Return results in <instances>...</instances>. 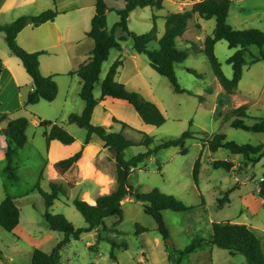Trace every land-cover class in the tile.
I'll list each match as a JSON object with an SVG mask.
<instances>
[{
    "label": "rangeland",
    "instance_id": "374dc122",
    "mask_svg": "<svg viewBox=\"0 0 264 264\" xmlns=\"http://www.w3.org/2000/svg\"><path fill=\"white\" fill-rule=\"evenodd\" d=\"M179 4H182L179 0H164L163 7L159 10L150 7L136 8L129 14L128 29L138 34L145 33L153 27L152 16H155V27L160 37L164 31V16L182 11ZM195 17H198L201 29ZM235 17L229 13L227 18V22L234 28H258L264 31V22L257 23L249 18L244 21L242 17L235 20ZM117 20L116 12L108 10L107 28L110 29ZM241 22L247 24H240ZM188 24L186 35L176 39L178 48L190 46L185 40L193 41L201 48L205 36L212 34L215 19L205 20L194 15ZM147 47L157 49L158 44L155 41L150 42ZM235 50L229 48L225 40L217 41L214 46V53L228 78L232 76V68L227 58ZM260 53L264 54V45L261 48L249 46V52L245 56L247 64L233 93H226L222 89L204 54L199 51L194 53L188 49V57L174 65L178 84L186 92H176L166 77L153 70L146 55L134 50L130 37L121 42L120 51L111 49L108 58L102 63L99 80L93 90L97 99L101 96L100 84L109 67L114 60L119 59L122 64L117 73L122 70L129 72V76L136 73L132 80L126 81L127 85L154 102L165 118L159 126L150 125L124 100L111 97H105V102L99 100L91 121L110 131H121L135 143L124 151L125 158L152 149L164 140L179 137L186 130L193 133V137L186 139L184 143L186 154L181 153L179 146L160 148L152 152L129 176V184L139 193H150L153 189H158L164 194L173 195L186 205L194 206L186 211H162L164 223L169 231L167 239H163L157 231L155 220L144 213L142 203L128 196V199L122 202L121 219L117 216L107 217L104 219V225L82 232L78 239H71L68 244L57 249V244L63 239V233L48 228L43 216L46 211L44 200L35 186L39 182L43 191H50L48 176L49 173L52 174V169L48 168V163L66 158L79 150L86 136L85 129L67 122L70 113H80L84 107V102L78 95L79 79L75 75H72V78L69 74L59 75L57 81L60 82V93L56 99L51 102L39 101L14 114L28 119L26 143L13 157L17 180L8 178L3 171L8 138L5 132L0 133V203L6 196L14 197L20 210L19 223L13 231L8 232L0 227V264H30L35 249L54 251L56 264H246L244 255H231L227 250L207 244L211 238L213 221L228 219L245 222L264 230V197L257 191L264 160L253 167L238 169L242 166L240 156L232 155L225 149L211 152L202 146L201 139L223 133L227 140L239 144L257 145L264 142V133L233 128L230 126L233 117L226 120L229 112L241 104L247 106V116L244 117L246 123L252 124L257 119L264 118V61L249 63L251 55L259 57ZM132 54H135L136 58H133ZM188 68L195 70L198 75L187 71ZM112 117L126 122L128 127L122 128L120 123L111 120ZM39 118L62 125L74 136L75 141L63 144L52 140L47 144L43 136L44 128L38 125ZM143 133L153 140L148 147L138 143ZM96 142L94 140L90 147H96ZM197 158H200V172L199 182L195 184L192 168ZM213 160H231L235 167L230 171L221 167L214 168ZM66 171L59 172L54 167L58 178ZM79 173L74 170L71 174L67 172L63 175L68 182L55 181L61 184L63 195L60 194L59 199L55 200L48 210L51 214H63L75 228H84L87 224L73 206L72 200L82 198L83 193L94 194L96 190L87 182H76L74 185L78 176H81ZM233 185L234 188L240 186L228 194L230 202L218 206V199ZM139 226L145 227L146 230L139 231ZM258 234L264 252V233ZM155 237L160 239L159 244L155 243ZM109 238L115 241L116 246L112 247ZM197 238L203 240L200 247L206 246L203 251L200 250L198 255H194L200 248L198 247L177 260L176 251L188 246ZM121 243L126 246L123 247ZM111 252L114 258L110 255ZM156 254L158 257L152 256Z\"/></svg>",
    "mask_w": 264,
    "mask_h": 264
},
{
    "label": "trees",
    "instance_id": "16d2710c",
    "mask_svg": "<svg viewBox=\"0 0 264 264\" xmlns=\"http://www.w3.org/2000/svg\"><path fill=\"white\" fill-rule=\"evenodd\" d=\"M122 7H114L108 4L107 0L94 1V14L90 21V28L86 35L93 41V47L84 62H82L74 71L68 74H74L79 79L78 95L84 102V107L80 113H70L67 116V122L75 124L86 130L84 144L88 143L91 135H96L102 142V146L109 150H114L116 155L115 172L116 187L107 194L99 195L95 199V204H89L81 198L72 200L73 206L84 218L87 226L84 228H75L63 214H51L49 208L59 195H63L60 183L49 182L50 191H43L39 182L35 188L39 191L44 200L46 211L44 213L45 222L50 230L60 231L63 233V239L57 244V249L68 244L71 239H78L82 232H88L104 225V219L111 216L122 217V202L132 196L136 201L143 205L144 213L150 215L156 222L157 231L167 239L169 231L164 223L162 211L170 209L172 211H186L194 208L192 205H186L173 195L164 194L158 189H153L150 193H139L132 185L129 184L130 173L150 156L152 152L160 148L176 147L181 148V153L186 154L187 149L184 147L186 139L193 137L190 130L184 131L179 137L171 138L160 142L157 146L147 151L139 152L130 158L124 157V151L133 146L135 143L126 138L121 131H110L102 125L93 124L92 114L99 100L105 97L121 99L130 104L138 116L147 124L159 126L164 121V115L159 107L152 101L146 99L138 91L129 90L125 85L116 80L118 67L122 64L121 60L116 59L109 67L104 79L100 84L101 96L97 99L94 94V86L99 80L102 63L108 58L110 50L115 48L121 50V42L130 37L133 42V48L137 53L145 54L148 58L150 67L158 74L166 77L176 92H186L182 89L177 81L174 65L183 62L188 57V49L195 52H202L211 68L214 77L218 80L222 89L226 93H233L242 77L244 66L247 64L246 54L249 52V46L255 45L261 48L264 45V31L258 28H234L227 22L230 0H198L194 1L188 9L171 12L164 16V31L160 37L157 35L155 27V16H152L153 27L145 33H135L130 31L127 26L128 17L132 10L136 8L150 7L159 10L163 7L164 0H121ZM113 10L118 15V20L108 29L106 25V13ZM59 14L54 9H47L37 15H22L9 24L0 25V31L4 34V40L9 51L18 57L32 79V88L28 91L24 105H33L39 101H53L58 93V86L54 80V75L44 76L40 71L39 56L46 53L45 51L28 52L16 42L17 34L27 25L38 26L47 21H53ZM198 15L200 18L208 20L215 19V26L212 34L206 35L202 47L196 46L195 42L185 40L190 44L186 48H178L176 39L181 38L187 27L189 20ZM119 29L122 33L116 36L115 32ZM225 40L229 48L236 50L227 58L231 65L232 76L226 77L221 69V63L214 53V46L217 41ZM158 44L157 49H148L150 42ZM258 61H264V54L260 53L259 57L251 55L249 63L253 64ZM187 71L197 72L188 68ZM202 101L203 98L199 97ZM247 106L241 104L233 108L226 116L230 120V126L237 129L264 133V118H259L252 124L245 122L247 116ZM113 122L120 123L122 128L128 127L126 122L112 117ZM39 127H43V136L47 144L52 140H57L63 144H71L75 141L62 125L50 120L40 119ZM28 119L24 116L11 117L9 114L0 113V132L2 128H7L5 133L8 138L5 150L6 164L3 171L8 178L17 180L15 167L13 166V157L17 154L27 140L26 128ZM152 138L143 133L139 144L146 147L152 142ZM202 146L214 152L218 149H225L232 155L241 157V164L238 169L253 167L264 157V143L257 145L239 144L232 140H227L225 134L216 133L209 138H202ZM82 147L66 158L60 159L54 163V167L59 172L68 170L81 156ZM200 158H197L192 168V179L195 184L198 182ZM214 168H224L230 171L235 167L231 160H213ZM41 175V174H40ZM232 189L225 191L224 196L218 199V206L229 203L228 194ZM258 193L264 197V162L262 163L261 178L258 182ZM20 219V210L14 197L6 196L0 203V227L11 232L18 225ZM105 229V228H104ZM139 231H145L143 226L138 227ZM101 239V236L99 237ZM112 247L116 243L108 239ZM202 238L194 239L188 246L176 251L177 260L182 256L191 253L200 247ZM209 243L227 250L233 255L240 253L244 255L246 264H264V252L258 236L243 223H233L229 220L213 221L211 223V238ZM123 247L126 244H122ZM113 258L114 255L110 254ZM30 264H56L54 251L45 252L35 249L31 256Z\"/></svg>",
    "mask_w": 264,
    "mask_h": 264
},
{
    "label": "crops",
    "instance_id": "0c3cea01",
    "mask_svg": "<svg viewBox=\"0 0 264 264\" xmlns=\"http://www.w3.org/2000/svg\"><path fill=\"white\" fill-rule=\"evenodd\" d=\"M94 1L95 0H0V25L9 24L22 15H37L47 9H54L59 12L53 21H47L38 26L27 24L16 37L18 45L26 51L46 52L39 56L40 71L44 76L54 75V80L58 86L57 95L60 93V82L58 83L57 81L59 75L74 71L85 61L89 51L93 47L92 40L86 33L90 28V21L94 14ZM107 1L108 4L114 7L119 8L123 5L121 0ZM193 1L198 0H179V3L181 2L182 4L178 6H180L179 8L181 10H185L191 6ZM229 13L236 16L235 20L239 19L238 17H242L244 21L249 18V20L262 23L264 22V0H230ZM196 18L198 19V17H195V19ZM197 24L200 25L199 29H201L199 19ZM240 24L247 23L241 22ZM188 29L187 27L184 35H186ZM121 33L119 29L115 32L116 36H119ZM132 57L136 58V55L132 54ZM118 73L116 75L117 81L123 83L127 89L132 90L127 85L126 81L132 80L131 78H133L136 73H132L130 76L129 72L126 70H122V72ZM69 75H71L70 77L72 78L74 74ZM31 88V77L25 71L20 59L9 51L4 40V34L0 31V113H6L11 117H16L17 115L14 114L18 110H26L24 102ZM104 99H102V102L106 101ZM0 133H2V131ZM94 140L97 141V146L90 147ZM115 155L116 152L114 150L104 148L100 139L96 135H91L90 141L83 144L80 158L63 175L67 172L71 174L74 170L80 172L81 174H79L81 176H78L73 184L76 185V182L90 183L92 189L96 190L95 193H83L81 199L89 204H95V199L99 195L107 194L116 187ZM263 160L264 157L260 161ZM54 163H48V168L52 169V174L49 173L48 176L49 182H55L56 180L66 181V176L62 174L60 176L61 178H58V174L54 172ZM69 184L72 183L69 182ZM240 185L236 188H234L233 185L229 188L232 189L230 192L237 189ZM229 221L240 223L232 220ZM243 224H246L258 238L259 232L264 233V230L255 228L251 224L245 222ZM155 243H160L158 237H155ZM207 245L210 246L212 244L209 243ZM204 247L206 246L202 245L197 249L194 255H198L200 250L203 251L202 249ZM152 256L158 257L157 254Z\"/></svg>",
    "mask_w": 264,
    "mask_h": 264
},
{
    "label": "water",
    "instance_id": "95a60500",
    "mask_svg": "<svg viewBox=\"0 0 264 264\" xmlns=\"http://www.w3.org/2000/svg\"><path fill=\"white\" fill-rule=\"evenodd\" d=\"M1 131H2L3 133H4V132L6 133V132H7V128H2Z\"/></svg>",
    "mask_w": 264,
    "mask_h": 264
},
{
    "label": "bare ground",
    "instance_id": "6f19581e",
    "mask_svg": "<svg viewBox=\"0 0 264 264\" xmlns=\"http://www.w3.org/2000/svg\"><path fill=\"white\" fill-rule=\"evenodd\" d=\"M83 166H85V165H83ZM87 166H88V165H87ZM87 166H86V167H87ZM86 167H84V168H86ZM92 167H93V166H92ZM91 172H92V171H91ZM86 175H87V174H86ZM86 175H85V176H86ZM90 176H91V175H90ZM90 176H89V177H90ZM92 176H93V175H92ZM94 176H95V175H94Z\"/></svg>",
    "mask_w": 264,
    "mask_h": 264
}]
</instances>
